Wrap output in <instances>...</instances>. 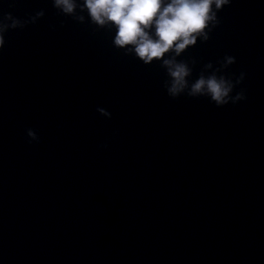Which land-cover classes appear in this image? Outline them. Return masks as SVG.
<instances>
[{"label":"water","instance_id":"obj_1","mask_svg":"<svg viewBox=\"0 0 264 264\" xmlns=\"http://www.w3.org/2000/svg\"><path fill=\"white\" fill-rule=\"evenodd\" d=\"M7 13L28 24L0 51V264H128L264 121V0H232L210 39L179 58L190 83L246 74L233 95L247 98L222 107L169 96L159 63L125 54L108 29L52 0H0Z\"/></svg>","mask_w":264,"mask_h":264},{"label":"clouds","instance_id":"obj_2","mask_svg":"<svg viewBox=\"0 0 264 264\" xmlns=\"http://www.w3.org/2000/svg\"><path fill=\"white\" fill-rule=\"evenodd\" d=\"M57 11L80 22L91 23L97 29L113 33L112 43L127 55H134L145 65L159 63L167 70L169 80L165 89L169 96L178 98L187 93L190 97L204 96L222 107L236 104L247 97L242 89L233 92L245 79L232 81L226 76L201 75L189 82L191 68L186 60L179 59L198 41L206 42L211 32L219 26L218 13L232 0H52ZM40 15H43L41 12ZM28 21L11 13L0 18V51L4 49L5 34L10 29L23 28ZM227 64L236 58L228 56ZM211 67V65H209ZM29 142L37 140L29 129Z\"/></svg>","mask_w":264,"mask_h":264}]
</instances>
